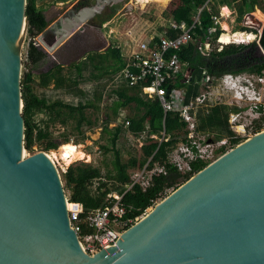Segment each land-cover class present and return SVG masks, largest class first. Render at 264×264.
Returning <instances> with one entry per match:
<instances>
[{"label": "water", "instance_id": "obj_1", "mask_svg": "<svg viewBox=\"0 0 264 264\" xmlns=\"http://www.w3.org/2000/svg\"><path fill=\"white\" fill-rule=\"evenodd\" d=\"M121 1L96 0L59 18L48 24L54 40L41 33L36 45L49 53L63 45L78 57L101 47L87 36L88 26ZM27 6L28 0H0V264H264V131L208 164L115 246L95 256L82 250L57 166L47 152L25 147ZM257 50L264 56L261 41Z\"/></svg>", "mask_w": 264, "mask_h": 264}, {"label": "trees", "instance_id": "obj_2", "mask_svg": "<svg viewBox=\"0 0 264 264\" xmlns=\"http://www.w3.org/2000/svg\"><path fill=\"white\" fill-rule=\"evenodd\" d=\"M207 1L179 0L171 11L170 18L178 22L184 21L192 26L200 9L204 7ZM259 3L260 0H210L208 6L202 9L199 20L192 30V40L179 53L184 71L189 70L192 77L189 83L179 84V87L186 89L187 100L200 93L201 86L196 83L207 76H210L215 83L227 73L246 71V67H230V61L239 60L242 54L247 49L256 46V43L229 45L219 51L214 48L216 39L222 32L218 27L211 39L213 47L210 53L204 55L198 47L200 43L204 44L207 41L209 30L214 26L212 17L218 15L222 7L235 9L237 21L240 22L243 16L253 12ZM116 12L117 8L114 6L112 12L107 17L105 16L102 22L109 20ZM27 16L29 18L28 34L32 39L28 60L31 65L36 66L47 57V53L36 45L35 39L46 28L48 21L44 10L38 4V0H28ZM252 25L258 26L255 22ZM235 29L236 31H250L242 25H237ZM160 31L170 38L176 37L180 33L172 30L170 26L166 30ZM157 39L158 37H156ZM260 41L264 47V32ZM126 64L127 61L121 49L112 45L104 53L91 52L83 60L72 63L68 67L55 65L54 68L40 75H35L32 71L26 72L22 78V90L25 103V147L27 151L34 152L35 146H39L40 151L44 152L57 150L60 144L56 142L50 130L56 123L74 124L72 128L80 136L79 144L83 143L88 139L84 132V126L92 123L87 110L93 108L100 111V103L104 96V89L99 92H87L79 89V93L83 97H80L76 103L64 99L50 101L46 96L36 94L34 85L38 84L46 88L54 83L55 88L74 90L81 83H102L108 77H116ZM251 69L252 72L263 74L264 61H260ZM121 80L123 83L114 90L117 99L114 101V105L109 106L103 112L104 117L101 126L100 139L105 143L100 144V149L105 155L112 153V167L103 173L100 167L78 163L71 165L63 173L62 179L70 200L81 203L85 212H90L103 208L107 203L108 196L112 193L124 194L131 182L132 171L143 169L145 166L150 169L156 166H164L165 173L155 175L148 188L143 189L140 186H135L124 195L122 202L126 208V218H136L141 216L153 204V201H162L171 189L177 190L207 167L208 163L193 162V171L185 175L168 163V152L179 143L186 141V122L177 112L165 113L158 99L149 98L143 93L142 88L150 84L149 80L133 86L130 85L129 81ZM128 106H133V112L125 116L122 122H117L111 126L120 116L121 109ZM239 110L238 106L226 103H218L208 108L200 107L197 110L198 127L201 131L214 132L217 139L232 136L236 132L231 128L230 115ZM40 113H44L46 118L39 119ZM253 123V133L262 131L264 129V116L261 119H256ZM126 133L139 138L142 145L135 155H130L129 159L124 161L119 142ZM64 140V143L68 144L70 142L69 135H64ZM242 142V138L237 137V139H233L232 145L235 148ZM225 152L223 149L221 153L224 154Z\"/></svg>", "mask_w": 264, "mask_h": 264}, {"label": "built area", "instance_id": "obj_3", "mask_svg": "<svg viewBox=\"0 0 264 264\" xmlns=\"http://www.w3.org/2000/svg\"><path fill=\"white\" fill-rule=\"evenodd\" d=\"M209 1L203 8L208 6ZM259 6L264 8V0H260L256 8ZM202 9H200L192 26L184 21L171 20L169 26L172 30L180 32L178 36L170 38L161 35L157 40L152 38L149 41L140 42L137 49L126 60L125 68L118 75L121 79L129 81L132 86L149 80L150 84L142 88L143 93L149 98L158 99L165 113L177 112L186 122V141L178 144L177 147L168 152L167 156L168 163L175 166L184 175L193 171V162L203 161L210 164L219 157L218 155L223 149L226 152L234 149L233 139L241 137L236 129L247 126V129L252 132L253 122L264 116V73H255L243 83L241 82L245 78L243 73H227L221 76L217 83L222 82L224 87L228 89L237 88V94L242 97L246 96V99L241 100V102L234 97H232V101L236 103L234 105H239L240 110H251L255 114L254 119L252 122L246 123L245 119L241 117L240 110L232 113L230 123L236 134L223 137V139H217L213 133L199 129L197 110L200 107H209L214 81L210 76L198 81L196 84L201 86L202 91L187 100L186 89L179 87V84L189 83L192 77L189 70L184 71L179 53L192 40V30L199 20ZM223 18L224 15L221 11L212 17L214 26L209 30L207 41L204 44L200 43L198 47L202 54L208 55L212 50L211 39L218 27L222 30L216 39V48L219 51L229 45L259 43L262 30L249 24L254 18L253 12L244 15L242 19L243 27L250 29V31H236L235 27L231 26L225 29ZM224 33L230 35L231 41L229 43L221 41ZM222 101L226 102L225 100ZM161 173H165L164 166H156L153 169L145 166L143 169L132 171L131 182L124 194L112 193L108 196L107 203L103 208L90 212H85L81 203L71 201L69 193L66 192L69 225L86 254L95 256L106 248L115 246L128 229L141 221L158 205L160 201H153V204L141 216L126 218V208L122 199L135 186H140L143 189L148 188L153 177ZM168 195H170V191Z\"/></svg>", "mask_w": 264, "mask_h": 264}, {"label": "rangeland", "instance_id": "obj_4", "mask_svg": "<svg viewBox=\"0 0 264 264\" xmlns=\"http://www.w3.org/2000/svg\"><path fill=\"white\" fill-rule=\"evenodd\" d=\"M178 2L179 0H170V1L168 0V3L166 4L161 0H151V2L145 5H141V3L138 2V0H122L121 2L114 5L117 8L116 14L113 17H111L108 20V22L103 26V31H102L103 37L100 38L103 39L101 41L103 43L100 44L101 47L96 46L92 49H89L79 57L76 55H72L70 51V47L63 48V45L58 47L52 53H49L47 50L40 47V49H42L47 53V57L46 59L41 61L40 64L33 66L30 64V61L28 60L30 43L32 41L31 37L28 34L26 38V42L23 46L22 76H24V74L28 71H32L35 75H40L54 68L55 65H62L68 67L72 63L83 60L91 52L104 53L112 45L120 48L123 53V48L126 47V43L124 42V35L126 37V34H124V32L128 33L129 29L133 27L141 28L142 26L150 25L153 31L156 30L157 34L158 33L160 34V30L163 29L166 30L171 20H173L170 18L171 11L178 4ZM38 4L40 8L44 10L45 17L49 22L52 21L56 22L58 18L65 15V13H67L69 9H73L76 7L80 8L81 6H84L83 5L84 3L81 5V2L78 3V0L74 2H72V0H38ZM224 8L220 9V11L224 15L223 26L225 29H228V26L231 27H236L237 25L243 26L244 23L242 22V20L240 22L237 21V11L235 9L229 8L228 9L229 15H225ZM253 13L255 14V19L258 22H260L259 25L257 24L258 26L254 25V27L258 28L264 25V8L259 6L253 11ZM55 16H57L56 19H54ZM226 39L230 40V37H226ZM37 40L38 37L35 39V42ZM256 46H258V44H256ZM214 48H216V45H214ZM245 55L249 56L247 50L245 51L244 54H242V57ZM258 57H264V56L258 55L256 58ZM245 70L246 71L243 72H237V73H243V76H245V78H243V80L241 81L242 83L246 79H249L251 75L254 76L255 74V72L251 71L252 70L251 67H247ZM37 80H39V78ZM122 83L123 81L121 80V78L116 76L113 78L108 77L102 83H96V82L81 83L80 86L77 88L78 90L77 89L70 90L68 88H55L54 83L50 84L46 88L41 87L38 84L34 85L35 93L40 96H46L50 101L55 99H64L66 101L75 102V103L80 99V97H83L81 93H79L80 90L87 92L90 91L99 92L102 89H104L103 100L100 103L101 110L97 111L93 108H89L87 110V114L91 119L92 123L84 126V132L88 136V139H86L83 143L79 144L80 136L73 130L72 126L74 124L63 125L60 123H56L50 129L53 133V137L55 138L56 142L60 144V147L57 150H59L63 145L67 144L64 143L65 142L64 135H69L70 137L69 143H73V144L78 143L75 145L82 146V150L89 157L88 159L85 158L83 160L75 161L69 166H65L62 162H57V169L59 170L62 178H63V173L71 165H75L78 163L91 164L93 166L100 167L103 173H106L107 169L112 167L111 166V160L113 158L112 153L105 155L103 150L100 149V144L105 143L103 140L100 139L101 128H102L101 126H102V119L104 117L103 112L109 106L114 105V101L117 99L114 90L118 89ZM236 90L238 89L237 88L228 89L224 87L222 82L217 83L216 81L212 89L211 103L225 100L227 104L233 106L236 103L232 101V97L239 99L240 102L241 100H245L246 96L244 97L240 96L239 94L236 93ZM133 110H134L133 106L122 108L120 111V116L118 117L117 121H114L111 124V126L115 125L117 122H122L125 116L133 112ZM239 112L242 115L241 117L245 119L246 123L253 121L255 114H253L251 110L245 109V110H240ZM38 118L42 119V118H46V116L44 115V113H40ZM262 131H264V129ZM205 132L214 133L212 131H205ZM236 132L240 133L243 142H245L246 140H248V138L256 134V133H252L250 129H247V126L238 127V129H236ZM141 145L142 143L139 138H136L130 133L124 134L119 142V147L122 150L124 161H127L130 155H135L136 151L139 150ZM37 152H40L39 146H35V151L32 152L31 154H35ZM50 152L51 151L47 153ZM222 155L223 154L220 153L218 155L219 157H217L216 160L220 158ZM173 192L174 189H171L170 194H172Z\"/></svg>", "mask_w": 264, "mask_h": 264}, {"label": "flooded vegetation", "instance_id": "obj_5", "mask_svg": "<svg viewBox=\"0 0 264 264\" xmlns=\"http://www.w3.org/2000/svg\"><path fill=\"white\" fill-rule=\"evenodd\" d=\"M74 1H77V0H72V2H74ZM80 2H81V5L84 3L83 4L84 6H81L80 8L76 7L73 9H69L68 12L65 13V15H63L60 18H66L68 16L75 14L78 10H80L83 7L94 5L96 0H78V3H80ZM116 4L111 3V4L106 5L105 8L103 9L102 13L100 14V16L96 20L90 22V25L88 26L89 29L87 30V33H91L93 35V37L95 36L94 38L97 39L98 43L93 42L94 44L100 45L103 43V42H101L103 39H100V38L103 37V32H102L103 26H104V24H106L108 22V20L106 22H102V20H103V18H105V16L107 17V15L112 12V9H113L114 5H116ZM56 18H57V16H55L54 19H56ZM50 23L52 24L53 21L52 22L48 21V24H50ZM48 24L42 33H44V36H45V39L47 40V42H52L56 36L55 35V29H49ZM247 51L248 52L250 51V54H249V56L251 55L250 57L245 55V56L241 57L239 60H236L234 62H232L233 61L232 60V61H230L229 66L230 67L233 66L235 68L236 67L237 68L238 67H246L247 68V67H252V66L257 65L260 61H264V57L256 58L258 56L256 53L257 46L251 47V48L247 49ZM234 57H237V56H234ZM257 74H259V73H257ZM262 108H263V106H262ZM261 118H263V117H261Z\"/></svg>", "mask_w": 264, "mask_h": 264}, {"label": "bare ground", "instance_id": "obj_6", "mask_svg": "<svg viewBox=\"0 0 264 264\" xmlns=\"http://www.w3.org/2000/svg\"><path fill=\"white\" fill-rule=\"evenodd\" d=\"M163 1L164 3H168V0H161ZM139 3H141V5H145L149 2H151V0H138ZM224 8V7H223ZM224 14L225 15H229V10L227 7H225L224 9ZM256 23V24H260L259 22L255 21L254 18L251 20V22L249 23L250 25H252L253 23ZM26 25V23H25ZM24 25V27H25ZM254 26V25H252ZM262 26L258 27L259 30H262ZM24 34H25V31H24ZM22 34V38L24 37ZM88 37L91 38L92 42H95V43H98L97 39H95L93 37V35L91 33H88L87 35ZM229 36L228 33H226L225 35L222 36V39L221 41L223 43H229L231 41V38L230 40H227L226 37ZM252 39V37H251ZM48 157L50 158L51 162L57 166V162H62L65 166H69L70 164H72L73 162L75 161H79V160H83L85 158H89L87 156V154H85V152L82 150V146H77L73 143H68V144H65L63 145L59 150H54V151H51L50 153H47ZM158 206H159V203H158ZM157 206V207H158Z\"/></svg>", "mask_w": 264, "mask_h": 264}, {"label": "crops", "instance_id": "obj_7", "mask_svg": "<svg viewBox=\"0 0 264 264\" xmlns=\"http://www.w3.org/2000/svg\"><path fill=\"white\" fill-rule=\"evenodd\" d=\"M254 20L257 21L255 19V14H254ZM124 34H126V37L124 35V42L126 43V47L123 48V56L125 57L126 60L130 57V55L132 54V52L137 49L138 44L140 42L149 41L152 38H156V37H160L161 35H164L161 31H160V34L159 33L157 34V31L156 30L153 31L152 30V27L150 25L142 26L141 28H138V27L130 28L129 31H128V33L124 32ZM200 91H202L201 88H200ZM218 103H226V102H224V101H219V102H215V103H211L210 102V104L208 106H212V105H215V104H218ZM206 108H208V107H206ZM232 113H234V112H232ZM230 118H231V115H230ZM230 125H231V123H230Z\"/></svg>", "mask_w": 264, "mask_h": 264}]
</instances>
